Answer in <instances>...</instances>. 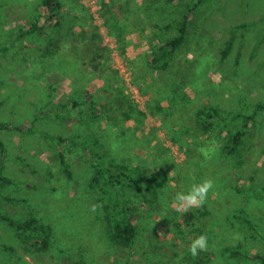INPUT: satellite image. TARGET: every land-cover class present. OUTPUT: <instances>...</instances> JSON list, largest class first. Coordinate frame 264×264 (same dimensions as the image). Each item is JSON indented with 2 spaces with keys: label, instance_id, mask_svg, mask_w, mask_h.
<instances>
[{
  "label": "rangeland",
  "instance_id": "rangeland-1",
  "mask_svg": "<svg viewBox=\"0 0 264 264\" xmlns=\"http://www.w3.org/2000/svg\"><path fill=\"white\" fill-rule=\"evenodd\" d=\"M60 1V15L49 19L41 0H0V264H178L192 240L208 230L218 252L226 245L264 252V111L249 128L242 165L239 157L222 154L227 132L211 141L197 130L194 118L204 106L238 112L264 102V0H218L212 10L201 9L189 42L165 69L149 64L151 47L160 41L157 30L149 28L154 18L145 34L141 20L132 26L124 20L133 3L145 0ZM184 4L175 2L180 9ZM110 16L121 23L115 27ZM242 23L249 29L236 33L235 46L224 58L231 27ZM34 24L39 30L32 31ZM94 29L109 49L103 59L65 57L68 49L82 47L79 34ZM50 37H55L53 49L63 48L58 56L46 52ZM50 94L57 112L49 106ZM79 96L97 104V116L82 117L80 110L87 106L66 114ZM189 118L193 130L180 133L181 121ZM83 122L89 133L82 132ZM173 131L179 132L176 142ZM95 135L114 161L145 167L153 193L145 190L143 196L127 186L116 191L104 181L92 188L91 152L101 148L90 140ZM60 137H75L77 144L69 151ZM201 148L210 149L208 157ZM62 152L68 153L66 164ZM218 164L225 167L220 177L238 188L231 187L241 199L222 203L218 192H209L203 206L178 212L176 194L208 179L205 168L213 171ZM125 213L138 229L132 246L114 242L109 231ZM234 213L239 218L227 225L226 217ZM32 218L50 230L18 233L8 223ZM45 239L47 249L41 248Z\"/></svg>",
  "mask_w": 264,
  "mask_h": 264
},
{
  "label": "trees",
  "instance_id": "trees-1",
  "mask_svg": "<svg viewBox=\"0 0 264 264\" xmlns=\"http://www.w3.org/2000/svg\"><path fill=\"white\" fill-rule=\"evenodd\" d=\"M176 1L177 0H145V3L143 5L133 3V5L129 8L126 17L124 18V20L126 21V25L128 26L138 24L139 20H141L142 26L140 27V29L143 34H145L147 31L146 28L148 27V21H150L149 19L151 17L154 18V24L149 28L153 32L154 30H157L154 32V34L155 36H158L160 38V41L158 44H155L151 47L152 53L149 58V64L150 66L156 69L167 68L170 62H172L174 54L187 45L191 35V28L195 27L196 19L198 18V16H202L201 9L212 10L213 7L219 2L218 0H198L193 5H190V3L184 4L183 0H179L180 2H182V4H184V7L180 9L179 6H175ZM40 5L45 9V13L48 14L49 19L56 18L61 13L60 11L62 9V3L60 0H41ZM170 6H174V9L167 12L165 8ZM249 6L250 5L248 4V7ZM167 15H170L172 17L166 22L165 16ZM110 18H113V16H110ZM205 21V18H203V21L200 20V23L205 24ZM109 22L115 23V27H117L120 21L118 22V19L113 18ZM200 23H198L199 28L201 27ZM59 25L60 22L57 21L55 27H59ZM249 27V23L237 24L231 27L232 36L227 41V45L223 50L224 58L228 56V54L232 51L235 46L236 33L240 30H247L249 29ZM33 28L34 29H32V31L39 30L37 24H34ZM94 30V33L83 32L79 34L78 42L81 43L82 47L79 48V50L76 52H73L71 49L66 48L65 50L68 49V52H66L65 57L75 58V60L78 62H84L86 60L97 61L99 59H103L105 56V52L109 51V49H106L102 46L101 36L96 33V29ZM171 31H173L174 34L166 36ZM54 38L55 37H50L48 43L49 45L46 48V52L51 55L58 56L59 51L61 52L63 48H56L57 50L52 48L55 45ZM56 38L59 37L57 36ZM74 38L70 40H73ZM85 38L88 39V41L84 40ZM75 44L76 43H73L72 45L71 43L70 48L75 47ZM187 74L188 76H190L191 72L188 71ZM81 98L83 97L79 96L78 98H76L75 101L72 102V107L66 111V114L70 116L72 115L74 109H82L83 106H87L86 111L82 112V110H80V115L82 117L88 116L91 119L97 116V104H91L86 99ZM245 102L246 100L240 101L241 104H244ZM217 105L219 106V104ZM49 106L53 108L54 112H57L59 110L58 102L55 101L53 94H50ZM218 106H204L202 108L200 107L194 113L196 128L197 130H201L204 133L208 134L209 139L211 141H216L217 138H220V136L224 132H227L224 137V142L220 147L222 154L225 157H239L235 159L242 165V163H245V160L243 158V145L244 143L246 145V140L250 135L251 130L249 128L252 122L254 121L255 117L259 112L264 111V102L256 103L253 108H249L248 111L238 112L234 111L235 108L233 107L227 109V111L222 110ZM57 117L60 118V115L57 114ZM181 122L182 126L179 131L180 133H190L193 130V124L192 122H190V118L183 119ZM0 126L3 125L0 123ZM29 129L33 130V127L31 126ZM81 130L82 132L84 131L89 133V127L87 122H83ZM179 132L173 131V134L175 136V142L179 139ZM110 136L111 137L108 138H113V140L111 141L112 144L114 146L118 145V139L114 137L115 135ZM108 138H106V141L109 143ZM51 139L56 140L55 137H51ZM209 139L206 140L207 143H211ZM59 140L60 142H63L62 146L66 143L67 150L69 151L71 144H77L75 137H60ZM90 140H93L94 145H99L101 147L98 148L99 150L97 152H91V156L95 161L96 168V172L94 173L91 181L92 188H96L101 182L104 181L107 186L116 191H118L121 186H127L133 189L134 191L138 192L139 194H142L143 196L146 195L145 190L147 191V193H153L151 185H148L150 181L149 171L145 167H132L125 163H118L111 159L113 157H111L109 153H107V151L102 150L105 145L104 142H101V138H98V136L95 135V137H90ZM208 146L211 147V145ZM0 149H4V143L1 137ZM214 149H217V147L215 146ZM67 156V152L61 153L62 162L65 164L67 161ZM197 158L198 157H195V159ZM218 165L219 166H216L217 168H215V176L213 175V172L215 171L214 169L212 171L205 168L206 174H209L208 179H212L214 181V187L210 192H218V198L222 201V203L224 201L228 202V204H231L232 202H237L239 199H241V192L234 191L238 188H236L233 183H230L229 185L226 184V179L223 178V176L220 177L222 174L225 173V167L220 164ZM231 187L234 190H232ZM250 192L256 193V191ZM127 206L126 210H130L131 208ZM236 217L239 218V214L234 213L233 215L226 217V224L228 225L230 219L236 220ZM240 220L241 222H246L241 216ZM8 223L18 233L22 231H27L29 229H33L35 231L42 230L46 232L50 230L49 228H46L45 225H40L39 221L35 218L24 222H16L14 220L8 219ZM109 231L111 234V238L114 242L118 244H123L125 246H132L138 234L136 224L131 218L128 217L127 213L120 214L117 218H115V220L109 225ZM200 234H206L208 237L207 250L200 252L195 257H193L189 251L185 252L179 259L178 264H217L218 262H228L229 264H240L242 262H244L245 264H264V252L254 254L242 250L240 246L229 247L228 245L219 248L218 252V246L216 245L215 247L216 239L213 237L214 233L208 230L207 232L201 231ZM40 243L41 248L43 249H47L50 245L49 240L46 239L40 241ZM160 263L164 264L163 260Z\"/></svg>",
  "mask_w": 264,
  "mask_h": 264
},
{
  "label": "clouds",
  "instance_id": "clouds-1",
  "mask_svg": "<svg viewBox=\"0 0 264 264\" xmlns=\"http://www.w3.org/2000/svg\"><path fill=\"white\" fill-rule=\"evenodd\" d=\"M201 153L205 157L209 156L210 149L201 148ZM214 181L212 179H204L198 184H193L187 193L178 192L174 198V204L178 212H187L192 207H201L207 200L208 193L213 189ZM98 206H93L92 211L95 212ZM208 248V237L206 234H200L189 245L190 254L195 257L200 252L206 251Z\"/></svg>",
  "mask_w": 264,
  "mask_h": 264
}]
</instances>
